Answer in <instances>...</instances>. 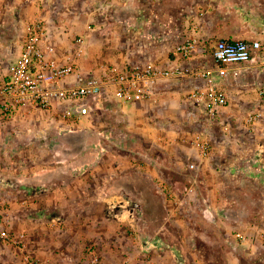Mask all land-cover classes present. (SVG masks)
I'll use <instances>...</instances> for the list:
<instances>
[{"label": "crops", "instance_id": "crops-1", "mask_svg": "<svg viewBox=\"0 0 264 264\" xmlns=\"http://www.w3.org/2000/svg\"><path fill=\"white\" fill-rule=\"evenodd\" d=\"M83 1L0 0V49L14 53L12 67L0 77V84L20 55L26 24L35 19L47 26V42L55 47L54 56L61 63L76 62L84 72L96 71L102 62L133 65L98 62L95 48L91 51L88 44L91 31L87 25L97 19L95 6L107 2L111 9L130 0ZM89 3L94 10L85 12L83 6ZM67 21L77 25L68 28ZM108 21L100 28L106 29ZM129 22L132 20L127 18L126 25ZM73 31L84 38L86 47L77 49ZM193 36L207 42L213 37L264 41V0H157V53H172V58H157L155 62L162 66L185 63L175 50L183 39ZM261 52L248 63L233 65L232 77L255 86L246 94L243 88L235 90L222 82L229 103L219 115L236 116L245 109L247 114L260 109L264 112V99L259 95L264 87ZM186 79L190 78L169 81ZM169 81L161 82L160 87ZM160 101L161 95H156L155 101L132 103L114 96L98 97L90 113L80 120L64 118L61 104L50 109L16 110L8 124H0V228L25 233L26 249L48 264H89V246L102 253L101 264H133V258L123 259L120 252L127 250L129 242L136 249L151 240L157 245L163 242L165 238L158 234L171 229L168 222L177 219L179 211L200 204L204 216L212 212L220 216L222 196L217 194L220 200L215 204L212 194L205 193L200 200L198 195L189 194L194 171L187 161L202 165L204 173V166L212 165L213 158L224 160L229 155V146L226 152L218 153L217 143L201 131L212 144L210 156L203 158L191 136L179 135L173 126L157 129ZM201 112L205 114L202 108ZM209 123L207 119L201 124L209 130ZM257 125L248 131L258 138L264 128ZM18 142L17 150H9V144ZM240 147L233 144L231 149L235 152ZM156 206L157 232H149L145 214ZM130 227L135 228L132 240L126 233ZM9 245L1 243L0 264L11 260L12 255L6 252ZM10 246L24 264L23 251Z\"/></svg>", "mask_w": 264, "mask_h": 264}, {"label": "rangeland", "instance_id": "rangeland-1", "mask_svg": "<svg viewBox=\"0 0 264 264\" xmlns=\"http://www.w3.org/2000/svg\"><path fill=\"white\" fill-rule=\"evenodd\" d=\"M106 4L95 6L97 19L87 24L91 31L88 33V44L91 51L95 48V53H92L98 62L107 60L121 65H136L141 61L172 58V53H157V0H130L127 5L111 6V9ZM83 7L85 12L94 10L90 3ZM127 18L132 20L129 25H126ZM107 20L109 29L100 28ZM66 24L69 28L72 24L77 25V22L67 21ZM72 33L77 49L84 45L86 47L85 40L80 43V36L76 31ZM219 39L210 38L208 46L212 49ZM261 53H264V47ZM13 56V51L0 49V77L10 71ZM208 58L210 62V56ZM238 79L231 77L225 82L235 90L240 87L249 94L250 88L255 85L247 83V80L238 82ZM191 81L172 80L159 88L158 96L161 95L162 101L157 104V129L173 126L179 135L192 138L198 132L206 131L214 144L217 143L218 149L214 150L220 154L221 150L226 152L229 146V155L224 160L221 157L213 158L212 165L204 166V177L202 165L199 167L200 172L198 169L190 175V185H194V194L198 195L199 200L205 193L212 194L211 200L216 204L222 196L224 203L219 205L220 216L215 212L209 217L204 216L200 204L189 210L183 209L177 214V219L168 222L171 229L158 234L165 238L163 242L157 245L151 240L138 249L129 242L127 250L123 249L120 256L123 259L133 258V264H264V148L258 146L264 147V134L257 138L248 131L244 121L248 109L236 113V116L218 114L211 118L207 114L203 115L200 106L189 99V91L193 88ZM207 119L211 122L209 130L201 124ZM257 124L259 128H264V118ZM19 143L9 144V150H17ZM233 144H239L240 150L232 151ZM187 163L189 165L191 160ZM145 217L149 220L147 231L157 232V206L151 208ZM126 233L132 240L135 228H127ZM239 233L243 237H238ZM171 240L173 243H168ZM6 248V252H10L13 257L5 264H10L12 260L22 264L20 254L10 245ZM101 256L100 264L104 260L102 253Z\"/></svg>", "mask_w": 264, "mask_h": 264}, {"label": "built area", "instance_id": "built-area-1", "mask_svg": "<svg viewBox=\"0 0 264 264\" xmlns=\"http://www.w3.org/2000/svg\"><path fill=\"white\" fill-rule=\"evenodd\" d=\"M48 37L49 30L43 21L35 19L26 24L20 55L0 84V124L10 121L13 111L20 107L50 109L61 104L64 118L80 120L90 113L92 102L98 97L114 96L127 103L155 101L161 82L184 77L196 81L189 91L191 102L213 118L229 103L222 82L232 77L233 65L250 62L264 47L260 40L224 38L217 40L211 49L207 41L193 36L183 39L176 47L177 56L185 63L162 66L147 61L121 67L102 62L96 71L84 72L76 62L61 63L54 56L55 47L47 42ZM78 41L83 43L84 38ZM259 95L264 99V87L259 89ZM263 117V110L251 111L245 124L252 128ZM192 142L203 158L210 156L212 144L208 137L198 132ZM189 168L197 171L199 164L191 162ZM194 190L191 185L189 194ZM237 235L243 237L242 233ZM1 243L22 250L24 264H48L26 249L25 233L14 234L0 228ZM86 255L91 264H100L102 256L95 247L86 248Z\"/></svg>", "mask_w": 264, "mask_h": 264}, {"label": "trees", "instance_id": "trees-1", "mask_svg": "<svg viewBox=\"0 0 264 264\" xmlns=\"http://www.w3.org/2000/svg\"><path fill=\"white\" fill-rule=\"evenodd\" d=\"M14 113L16 112V110L13 111Z\"/></svg>", "mask_w": 264, "mask_h": 264}]
</instances>
